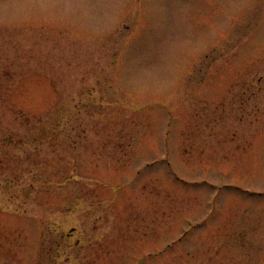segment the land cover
<instances>
[{
	"label": "rangeland",
	"instance_id": "1",
	"mask_svg": "<svg viewBox=\"0 0 264 264\" xmlns=\"http://www.w3.org/2000/svg\"><path fill=\"white\" fill-rule=\"evenodd\" d=\"M0 264H264V0H0Z\"/></svg>",
	"mask_w": 264,
	"mask_h": 264
}]
</instances>
